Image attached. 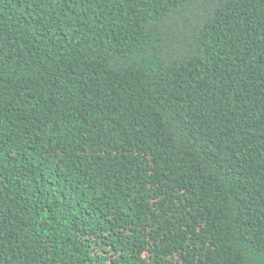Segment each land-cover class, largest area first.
I'll use <instances>...</instances> for the list:
<instances>
[{"label": "trees", "instance_id": "16d2710c", "mask_svg": "<svg viewBox=\"0 0 264 264\" xmlns=\"http://www.w3.org/2000/svg\"><path fill=\"white\" fill-rule=\"evenodd\" d=\"M0 264H264V0H0Z\"/></svg>", "mask_w": 264, "mask_h": 264}]
</instances>
